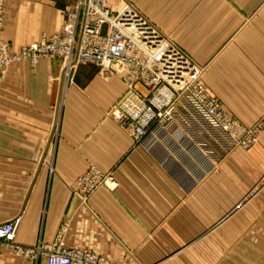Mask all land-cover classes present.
Wrapping results in <instances>:
<instances>
[{"label": "crops", "instance_id": "crops-1", "mask_svg": "<svg viewBox=\"0 0 264 264\" xmlns=\"http://www.w3.org/2000/svg\"><path fill=\"white\" fill-rule=\"evenodd\" d=\"M78 1L5 0L2 37L19 52L61 32ZM121 2L204 68L229 114L249 128L264 120V0H110ZM62 69L42 58L0 73V223L21 216L18 244L51 247L67 223V247L116 264H264V124L250 150L191 138L204 158L188 146L153 153L111 113L120 76L81 65L62 89ZM92 168L118 185L84 203L74 192ZM0 264L47 261L0 245Z\"/></svg>", "mask_w": 264, "mask_h": 264}, {"label": "built area", "instance_id": "built-area-1", "mask_svg": "<svg viewBox=\"0 0 264 264\" xmlns=\"http://www.w3.org/2000/svg\"><path fill=\"white\" fill-rule=\"evenodd\" d=\"M5 17L0 0V73L16 61L35 65L42 58H56L63 62L62 89L72 83L81 65L93 64L106 76H120L126 92L111 113L136 144L153 153L158 149L168 153L167 146L174 151L188 146L204 158L191 138L203 139L224 155L235 148L250 150L258 142L264 120L249 128L229 114L206 88L204 68L130 3L112 6L110 0H79L67 11L61 32L44 34L19 52L2 37ZM77 184L74 196L84 203L100 187L118 185L112 172L93 168ZM20 224L21 216L0 223V245L18 256L33 262L45 258L47 264H115L91 250L67 247V223L51 247L20 245L16 242Z\"/></svg>", "mask_w": 264, "mask_h": 264}, {"label": "rangeland", "instance_id": "rangeland-1", "mask_svg": "<svg viewBox=\"0 0 264 264\" xmlns=\"http://www.w3.org/2000/svg\"><path fill=\"white\" fill-rule=\"evenodd\" d=\"M4 5H5V0H4ZM5 14H6V12H5ZM94 252V251H93ZM96 253V252H95ZM98 254V253H97ZM100 255V254H99ZM100 256H102V257H105V256H103V255H100ZM106 258V257H105ZM108 259V258H107ZM110 260V259H109ZM116 264V263H115Z\"/></svg>", "mask_w": 264, "mask_h": 264}]
</instances>
